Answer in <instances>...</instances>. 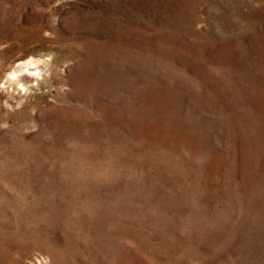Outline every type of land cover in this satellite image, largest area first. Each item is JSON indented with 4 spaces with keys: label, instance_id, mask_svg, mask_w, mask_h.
Here are the masks:
<instances>
[{
    "label": "rangeland",
    "instance_id": "1",
    "mask_svg": "<svg viewBox=\"0 0 264 264\" xmlns=\"http://www.w3.org/2000/svg\"><path fill=\"white\" fill-rule=\"evenodd\" d=\"M0 264H264V0H0Z\"/></svg>",
    "mask_w": 264,
    "mask_h": 264
}]
</instances>
